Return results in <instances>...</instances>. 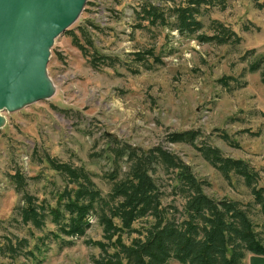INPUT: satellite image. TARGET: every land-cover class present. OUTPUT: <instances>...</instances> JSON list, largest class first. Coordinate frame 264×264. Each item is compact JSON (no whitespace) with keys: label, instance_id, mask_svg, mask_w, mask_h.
<instances>
[{"label":"rangeland","instance_id":"rangeland-1","mask_svg":"<svg viewBox=\"0 0 264 264\" xmlns=\"http://www.w3.org/2000/svg\"><path fill=\"white\" fill-rule=\"evenodd\" d=\"M144 1L87 0L69 27L87 55L68 33L61 34L47 62L54 94L1 112L5 122L0 127V245L17 235L26 236L29 247L34 246L28 226L20 223L16 212L21 194L8 175L19 170L33 177L26 189L54 203L63 181L48 167L46 154L83 166L106 196L110 183L104 176L113 167L110 147L126 143L147 149L161 144L207 183L208 195L253 200L241 177L232 173L227 180L190 144L165 140L169 133L197 129L204 142L224 155L248 161L258 170L257 186L264 187V62L253 71L248 66L264 54V0H220L205 10L204 24L214 18L222 21L242 37L237 45L200 42L166 26L139 27L147 24L135 12ZM150 1L172 5L167 0ZM148 48L154 54L143 65L132 53L145 54ZM93 49L113 59L112 65L91 67L88 51ZM223 133L235 146L222 138ZM120 163L124 171L126 164ZM154 177L164 190L163 204L181 208L182 197L173 194L171 175L158 168ZM263 218L259 211L254 213L257 223ZM90 223L85 236L70 244L50 240L41 252L0 254V264H94L92 256L100 250L84 240L101 239L102 227L95 217ZM48 229H55L50 220L44 230L33 233L42 235ZM133 236L124 235V241L129 243Z\"/></svg>","mask_w":264,"mask_h":264},{"label":"trees","instance_id":"trees-1","mask_svg":"<svg viewBox=\"0 0 264 264\" xmlns=\"http://www.w3.org/2000/svg\"><path fill=\"white\" fill-rule=\"evenodd\" d=\"M167 1L172 5L163 7L150 0L139 3L136 15L147 22L139 27L166 26L179 34L193 35L200 42L218 45H237L242 41L235 30L218 19H210L208 25L204 24L205 10L220 0ZM86 28L81 29L85 32ZM64 33H68L72 43L87 55L85 46L73 31L67 29ZM86 40L92 44L90 39ZM88 53L91 67L112 65L113 59L107 55L95 49ZM145 54L141 51L132 53L143 65L148 62L147 57H153V48L146 49ZM263 62L264 54L248 66L253 71ZM201 136L199 130L187 129L169 133L165 140L190 144L227 180L232 173L241 177L253 200L243 202L208 195L204 191L207 183L197 178L180 156L161 144L147 149L126 143L110 147L113 167L104 176L110 183L106 196L83 166L46 154L45 162L61 176L63 185L55 191L54 203H51L26 189L28 180L33 177H27L19 170L8 175L15 190L21 194V204L16 206V212L20 223L28 226L34 246L29 247L26 236L14 235L0 245V254L15 257L21 250L26 254H33V250L41 252L50 240L70 244L72 239L85 236L91 218L95 217L102 227V238L84 240L100 250L98 256H92L94 264H170L171 261L244 264L247 253L264 255V220L260 223L254 220L257 211L262 218L264 216V187L257 186L258 170L244 159L224 155L218 147L204 142ZM221 136L235 146L226 133ZM198 139L199 144L196 143ZM121 161L126 164L124 171ZM158 168L171 175L172 192L182 197L181 208L173 203L163 204L164 190L154 177ZM47 220L55 229L35 236L33 229L44 230ZM124 235L134 236L126 243Z\"/></svg>","mask_w":264,"mask_h":264},{"label":"water","instance_id":"water-1","mask_svg":"<svg viewBox=\"0 0 264 264\" xmlns=\"http://www.w3.org/2000/svg\"><path fill=\"white\" fill-rule=\"evenodd\" d=\"M87 0H0V127L3 110L48 99L47 62L55 39L78 19Z\"/></svg>","mask_w":264,"mask_h":264},{"label":"crops","instance_id":"crops-1","mask_svg":"<svg viewBox=\"0 0 264 264\" xmlns=\"http://www.w3.org/2000/svg\"><path fill=\"white\" fill-rule=\"evenodd\" d=\"M244 264H264V255L247 253L244 258Z\"/></svg>","mask_w":264,"mask_h":264},{"label":"bare ground","instance_id":"bare-ground-1","mask_svg":"<svg viewBox=\"0 0 264 264\" xmlns=\"http://www.w3.org/2000/svg\"><path fill=\"white\" fill-rule=\"evenodd\" d=\"M49 79H50V78H49ZM54 92H55V88H54V90H52V92H51V93H52L51 96L54 94ZM51 96H50V97H51ZM1 115H2V114H1Z\"/></svg>","mask_w":264,"mask_h":264}]
</instances>
